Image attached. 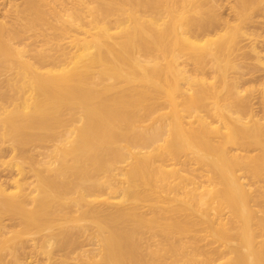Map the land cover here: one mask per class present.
<instances>
[{
  "label": "bare ground",
  "instance_id": "bare-ground-1",
  "mask_svg": "<svg viewBox=\"0 0 264 264\" xmlns=\"http://www.w3.org/2000/svg\"><path fill=\"white\" fill-rule=\"evenodd\" d=\"M187 1L0 0V119L27 117L40 121L36 128L56 122L59 128L47 138L51 143L1 133L0 153L6 143L13 152L36 139L44 151L26 157L33 180L23 177V168L0 180V264H264V210L256 221L243 202L264 198V97L242 117L234 94L240 81L228 79L221 65L227 39L219 32L227 31L228 20L216 37L205 34L195 43L152 17L162 5L168 16L184 18L187 29L208 31L207 12L199 8L189 18ZM179 44L196 47L189 56L220 74L227 91L221 102L215 87L193 78L203 85L193 91L213 99L210 106L202 102L208 116L177 101L189 87L153 75L164 68L186 78L176 62ZM161 88L169 101L153 95ZM251 147L258 153L248 154ZM237 170L255 180H239ZM159 198L165 206L142 202ZM175 199L198 213L219 200L239 205H229L225 220L205 217L206 228L160 226L161 210L169 212ZM144 207L153 225L145 222Z\"/></svg>",
  "mask_w": 264,
  "mask_h": 264
},
{
  "label": "rangeland",
  "instance_id": "rangeland-1",
  "mask_svg": "<svg viewBox=\"0 0 264 264\" xmlns=\"http://www.w3.org/2000/svg\"><path fill=\"white\" fill-rule=\"evenodd\" d=\"M228 7L231 9H229ZM184 8V14L189 18L196 17L199 8L200 11L203 12V16L204 12H207L205 19H207V21L211 23L209 30L202 33L201 29L197 27L187 29L186 20L184 18H172L168 16L165 11V7H163L162 5L157 8V11L155 12V14L152 15V17L157 20V23L161 24L160 26H164V29H170V27H175V29L179 33H184L183 35L185 37H188L190 41L195 43H201L198 41V39H202L205 34H208V36L211 38L216 37V33L219 32V28L223 27L224 25L222 21H229L227 31L219 32V34L223 35L224 40L227 39L226 45H224L226 48V52L222 56L223 61L221 65L226 68L225 74L228 79L233 80L236 78L237 81H240L238 84H236L237 87L234 90V94L236 95V98H238L241 109L240 113L242 117H248L245 115V112H249L250 107H252L251 109H253L261 105L260 99L262 100V98L264 97V67H261V65L259 64V60L263 62L264 59L258 58L255 53V51L259 52L260 54L264 53V41H260L264 37V0H188L185 3ZM196 10L198 11L196 12ZM233 10H236L237 12L234 13ZM1 13L2 12H0V14ZM0 17L2 18V15ZM199 17L201 18V16ZM160 22L165 23L162 24ZM248 37H252L257 41H248ZM175 47V51L179 53V55L176 57V62H178L179 66L183 68V70L185 71L186 78L188 79L180 78L176 75L171 74L170 72L168 74L164 68L161 69V71L159 72H153V75L155 78H158L161 81H164L165 78L168 77L171 78L173 82H179L181 86H184V88L189 87L190 91H188V94L185 97L178 96L177 101H179L180 103L182 101L188 102L190 105V109L191 111H193L194 115L208 116L209 114L205 111V108L202 107V102H206L207 106H210L213 99H201L202 92H200L199 94L193 91V89L195 90L200 87H203L200 81L194 80L193 78H204V83L207 87H215V92L222 102V99L227 95V91L220 85V74L212 72V67L210 65L204 66L203 68L197 67L194 60L189 56L192 53L191 50L196 48L193 45L188 44V47H184L179 44ZM170 59V55H167L166 58L163 57L161 60H159L162 65L165 66L167 62L171 61ZM227 60H229L230 63L234 62L239 65L243 63L246 65L248 64V67H243L238 71V68H234L228 65L226 63ZM237 72H242L244 74H241L240 77L239 73ZM0 80H3V78L0 77ZM2 88H4L5 93L9 91V88L4 83L2 85ZM29 94L32 95V90L30 88H26L25 95ZM155 94L158 95V97L160 98L162 97L163 100L169 101L167 95H164L162 88L158 92L154 91L153 95ZM262 102L264 103V99L262 100ZM0 104L3 103H1L0 101ZM235 115L237 114H234V116ZM26 118L27 117L10 120V123L6 120L0 119V137L1 133H4V131H16L23 135L35 134L40 136V139H49L51 136H53L55 131L59 129L56 127L58 126L57 122L52 124L53 128H49V126L36 128L34 124H37L40 121L33 118ZM207 121L210 122L212 126L219 125L218 122H214L209 118L207 119ZM243 122L247 123L248 121L244 118ZM197 123L198 121L195 118V120H192L191 126H196ZM259 133L264 134V127H260ZM211 136L214 146L219 145L220 138L214 136L213 134ZM48 139L46 141L51 143V141ZM1 140L2 139H0V141ZM39 141V139L25 141L24 144L18 145V150H14V153L11 152L10 149H8L10 148L8 143L4 144L6 146V149L4 148V150H2L3 152L1 151V153L3 154L0 153V180H10L11 177H17V171L22 168L25 171L23 177L26 180H33V171L31 170V164L29 161H27L26 157L31 154L32 156H30L32 158H36V152L38 151L39 153L40 150H43L40 149L38 146H35L40 143ZM230 145L232 144H228L227 146ZM232 148L234 147H230V149ZM251 148L253 150H251V152H249L248 154L255 155V153H258V151H256L257 149L254 150V147ZM23 151H25L26 153ZM32 153H34V156ZM46 158L48 157H45L44 159ZM235 173L236 178H238L239 180H244L247 182L248 180H255L247 177L246 174L241 170H237ZM199 180H207V178L201 177ZM161 201L162 198L154 200L151 199L142 202L145 205L148 202H158L160 205L165 206L164 204L166 203ZM184 201L186 200H172L168 204V206H170L169 212L161 210L160 214L163 219H157V221L162 224L160 226H164L165 223L168 224V226L170 227H177L178 224H182V222H187L189 226H192V224L195 223V226L197 227L206 228V226L209 224L204 223L205 217L214 218L215 220L222 218L223 220H225L226 217H228L230 215V212L232 211L229 205H239L237 204L239 202V200L237 199H230L229 201L219 200L212 204L206 205L205 207H203V209H200L203 211V213H198L195 211V209H198V207L194 206V208H191L189 202ZM196 201L197 200H194L193 202L196 203ZM243 202L248 206L250 214L254 216V219L257 221L258 217L262 216V211L264 210V198H258L254 196L249 197L247 199H243ZM142 212V215H144L146 219L145 222L152 223L151 225H153V222L151 220V217L153 215L151 213V209L149 207H144ZM182 226L185 225L182 224ZM258 231L259 230L257 229L255 231L257 234V236H255V241L257 244H259V242L261 241V237L258 235ZM27 264L32 263L27 262ZM141 264L155 263L143 262Z\"/></svg>",
  "mask_w": 264,
  "mask_h": 264
}]
</instances>
